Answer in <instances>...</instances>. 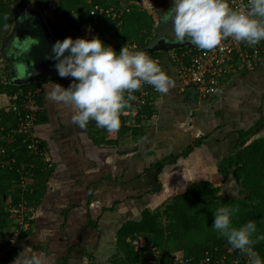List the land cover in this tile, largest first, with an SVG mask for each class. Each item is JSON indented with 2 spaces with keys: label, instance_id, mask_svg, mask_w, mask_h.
<instances>
[{
  "label": "crops",
  "instance_id": "0c3cea01",
  "mask_svg": "<svg viewBox=\"0 0 264 264\" xmlns=\"http://www.w3.org/2000/svg\"><path fill=\"white\" fill-rule=\"evenodd\" d=\"M161 53L163 71L169 70L167 53ZM50 83L63 86L61 79L41 83L48 120L35 130L47 145L52 174L31 222L1 264H12L21 252L42 258L43 264H118L123 251L117 248L116 231L123 223L139 220L145 210L161 213L190 183L218 185L217 164L228 154L229 141L233 144L249 128L250 138L264 133V53L252 70L241 71L225 87L219 100L179 92L174 81L167 93L155 96L151 115L145 114L135 133L113 132L111 142L95 121L84 129L73 124L74 108L47 98L44 85ZM2 122L9 128L12 120ZM198 137L199 145L178 155ZM170 155L174 161L155 173V163Z\"/></svg>",
  "mask_w": 264,
  "mask_h": 264
},
{
  "label": "trees",
  "instance_id": "16d2710c",
  "mask_svg": "<svg viewBox=\"0 0 264 264\" xmlns=\"http://www.w3.org/2000/svg\"><path fill=\"white\" fill-rule=\"evenodd\" d=\"M33 2L43 10H47L54 5L56 10H60V14L65 16L62 21L69 22L75 28L79 29L84 24L91 26L97 32V35L94 36H98L117 52L122 44L132 40L147 44L153 34V25L157 18L155 10L153 11L152 8L150 10L147 5L143 4V0H93V3H97L103 8L113 6L116 10L122 9L123 11L119 17L106 16L105 14L98 15L95 23L89 15V9L92 5L83 0H33ZM11 21L10 0H0V34L7 32ZM57 35L61 38L68 37L65 31L59 32ZM145 38H148L147 41ZM148 52L161 56L163 51L148 50ZM166 52L167 50H164V53ZM263 53L258 62L261 60ZM246 71L248 70H242V72ZM60 78L59 75H56L22 85H16L8 81L5 82V85H0V93L5 92L13 95V103L19 107L26 100L25 93L27 91L33 94L35 106V110H33L34 133L40 144L46 145L45 141L36 134L35 128L38 124L46 123L48 120L40 85L45 81L60 80ZM143 113L150 116L152 113L151 106L143 108ZM121 116L120 114V118ZM7 120L9 119L6 118L5 121ZM10 120H13L11 128H15L16 115L15 118L12 115ZM89 123L93 124L94 121L90 120ZM123 128L121 123L118 131ZM7 129L3 128V130ZM131 130L132 133H135L137 129L132 128ZM113 132H108V136L105 137V139L108 138L109 142L116 139L110 137ZM3 133L5 134V132ZM251 134V128L240 131L229 154L217 164V172L221 175L222 180L229 171H233V175L239 184L236 195H217L220 186L213 185L207 180L190 183L184 193L175 195L161 213H151L145 210L139 220L127 221L118 228L116 231V244L123 251V255L117 263L143 264L140 252L134 250L130 245V238L141 236L147 237L144 244H151L157 248L166 246L165 243L168 240H185L189 242L190 246L184 250L181 256L184 259H190V263L200 264L205 251L212 255L226 254L230 257L232 252L238 250L233 249L226 242V239L211 227L214 220L213 212L220 206L238 209L232 217L233 226L239 227L248 221H253L257 228L253 238L264 235V137L252 139L247 144H241ZM11 135V138L0 141V148L4 149V152L0 154V234L8 233L4 231L7 230V225L11 223L13 219L11 214L14 213L19 203L25 206L28 220L31 222L32 211L39 203L46 187L47 178L53 170L52 164L49 167L47 166V160L30 153L23 145L20 134L14 133ZM99 141L104 140L99 139ZM201 141L202 137L193 139L192 143L187 145L178 155H186L194 145H199ZM46 149L47 147L44 149L47 154ZM173 157L174 155H170L157 161L154 166L155 173L164 164L173 162ZM20 168L29 173L24 187L19 185ZM162 215L167 220L166 223H163L160 219ZM12 225L14 226L13 220ZM253 247L261 252L264 247V240L259 241ZM8 255H10V252L4 258V263L8 260ZM172 260V256H165L162 253L157 258V264L171 263Z\"/></svg>",
  "mask_w": 264,
  "mask_h": 264
},
{
  "label": "clouds",
  "instance_id": "9594fccd",
  "mask_svg": "<svg viewBox=\"0 0 264 264\" xmlns=\"http://www.w3.org/2000/svg\"><path fill=\"white\" fill-rule=\"evenodd\" d=\"M143 4L153 7L150 0H143ZM161 22L171 25L175 42H187L201 50L214 49L229 37L255 46L264 40V0H248L247 11L230 7L228 0H172ZM48 58L56 61L58 75L71 77L72 82L66 88L59 83L44 85L47 98L73 107L71 121L81 129L93 120L108 132L118 131L121 112L130 107L129 101L136 99L133 93L142 85H151L162 94L174 86V81L145 51L130 50L125 44L117 52L98 36L57 40ZM236 211L229 206L216 208L211 227L233 249L245 254L248 264H264L253 247L264 240V235L253 238L257 231L253 221L233 226ZM21 253L12 264H43L42 258L24 257Z\"/></svg>",
  "mask_w": 264,
  "mask_h": 264
},
{
  "label": "built area",
  "instance_id": "2783aa9c",
  "mask_svg": "<svg viewBox=\"0 0 264 264\" xmlns=\"http://www.w3.org/2000/svg\"><path fill=\"white\" fill-rule=\"evenodd\" d=\"M83 1L92 5L89 9V15L92 17L94 23L98 15L105 14L106 16L119 17L123 12L122 9L116 10L113 6L103 8L99 4L93 3V0ZM228 3L230 7L236 10L247 11L248 0H228ZM57 11L60 13V10ZM61 19H65V16L61 15ZM64 23H66L65 20ZM91 29L94 31L92 27ZM94 32L97 34L96 31ZM125 44L130 50L145 51V53L155 60L163 70L161 57L149 53L145 48L147 44L141 43L138 40H132L122 44L120 48ZM133 46H135V49H133ZM263 52L264 40L260 41L255 46H248L242 41L237 42L229 37L222 40L219 46L211 50H201L185 42L181 43L179 47L168 49L166 53L168 63L173 69L176 89L179 92L192 90L198 98L212 101L220 99L224 93L225 87H227L242 70L253 69ZM60 79L65 88L72 82L71 77H61ZM158 93L159 92L151 85L147 84L142 85L139 90L135 91L133 95L136 99L129 101L130 107L124 109L128 117L125 124L128 125L133 122L134 118L145 117L143 108L153 105L155 96ZM32 95L30 91H27L25 93L26 100L20 107L13 103V106L18 110L16 115V127L13 132L22 136L23 145H25L31 154L47 160V166L49 167L51 164L44 150L45 147L43 144L39 143L34 133L33 110H35V106ZM13 98L14 96H9V99ZM3 152L4 149L0 148V154ZM20 171L19 185L24 187L29 173L24 171L23 168H20ZM27 215L25 206L22 203L17 204L14 213H12L14 227L9 230L7 234H0V264L11 249L15 247L21 232L27 229L29 225L28 218H26ZM130 245L134 250L140 252L141 262H143V264H157V258L160 256L157 247L151 244H144V242L137 237L130 238ZM256 251L262 261H264V247L261 252L258 250ZM168 264L195 263H190V259L188 258L184 259L182 256H175L172 262ZM200 264H248V257L241 253L240 250L234 253L232 252L230 257L226 254L212 255L208 251H205L200 260Z\"/></svg>",
  "mask_w": 264,
  "mask_h": 264
},
{
  "label": "rangeland",
  "instance_id": "374dc122",
  "mask_svg": "<svg viewBox=\"0 0 264 264\" xmlns=\"http://www.w3.org/2000/svg\"><path fill=\"white\" fill-rule=\"evenodd\" d=\"M171 1L172 0H150V2H152L151 5L153 7H148L147 6L150 10H152V9H153V11L155 10L154 12L157 15V20H156L157 24H156V22L154 23L153 30H152L156 34L158 33L159 29H161L162 27L168 25V24L162 23L161 22V18L165 14V11H167L172 6V2ZM10 7H11L12 14L17 12V11L19 13H22L24 11L25 7L29 8V10L34 15L39 17V19L41 20L42 25L44 26V28L47 31V33L56 41L64 39V38H61V37H59L57 35V33L62 32V31H65L68 34L67 36H71L73 39H75L77 37H86V36L90 37V36L97 35L91 29V26H89L87 24L82 25L78 29V28H75V27L71 26V24L69 22L64 23V21H62V19H61L60 13H58V11L54 7V5H52L47 10H43L40 7H37L34 4L33 0H10ZM166 7H168V8H166ZM4 34H5V32H2L0 34V41L2 40ZM36 35L37 34L35 33L34 36H36ZM147 39H146V41H147ZM162 65H163V59H162ZM7 66H8L7 62L3 59V56L0 53V85H2V86L5 85L6 81H8V78H7ZM165 72H166V74L169 75V77L172 80L174 79V74H173L172 68H170L169 70H165ZM9 96L13 97V95H9L8 93H5V92L0 93V141L8 139V138H11V134H14L13 131H14L15 128H11L13 120H12L11 126H9V128L7 130H3V127H2L3 126L2 125V121H4L6 118H8L10 120V118H12V115H13V118H15V115H17V111H18L17 108H15L13 106V102L14 101L12 99H9ZM121 115L122 116L120 118V121L123 124L124 128L122 130L120 129V131H119L120 134H124V133L125 134H129L130 129H132L134 127L141 126L142 125V119L145 118V117L134 118L133 122H131L128 125H126L125 121L127 120L128 117L125 114L124 110L121 112ZM95 126H96V124H95ZM3 132H5V134ZM124 135L122 137H124ZM261 135H264V133L261 134ZM261 135H260V137H263ZM250 137L247 140H245L244 142H242L241 144H247L252 139H258L259 138V137L256 138V136H254V135H253L252 138H250ZM124 138H126V137H124ZM124 138H123V141H125V142L129 140L128 137H127L128 139L127 138L124 139ZM231 144H232V142L229 141V152L231 150L230 147L234 143L232 145ZM229 152H228V154H229ZM228 154H226V155H228ZM222 181H220L218 183V186H220L222 184ZM11 216H12V214H11ZM26 218H28V215H27ZM160 219L162 220L163 223L167 222V220L165 219L164 216H161ZM12 226L13 225L10 224L11 228L9 230H11L14 227V226L13 227ZM9 230L7 229L4 232L6 233ZM138 238L141 241H145V239H147V237H143V238L138 237ZM165 244H167V245L166 246L164 245V246H161L160 248H158L159 249V253H160V255L162 253H164L165 256L166 255H168V256L170 255V257L171 256L175 257V256L183 255L184 250L190 246V243L185 241V240H181V241L180 240H168ZM117 248L120 249L118 246H117Z\"/></svg>",
  "mask_w": 264,
  "mask_h": 264
},
{
  "label": "water",
  "instance_id": "95a60500",
  "mask_svg": "<svg viewBox=\"0 0 264 264\" xmlns=\"http://www.w3.org/2000/svg\"><path fill=\"white\" fill-rule=\"evenodd\" d=\"M35 34V33H34ZM154 32L147 43L146 49L149 51H164L179 47L181 43L169 41L162 37L158 39ZM56 42L48 33L40 31L36 36H30L29 42L15 52L16 73L11 72L9 80L11 83L22 85L29 82L43 80L58 75L54 65L55 60L50 59L52 55V45ZM237 183L233 171L224 178L217 195L233 196L238 192Z\"/></svg>",
  "mask_w": 264,
  "mask_h": 264
},
{
  "label": "flooded vegetation",
  "instance_id": "af4514ba",
  "mask_svg": "<svg viewBox=\"0 0 264 264\" xmlns=\"http://www.w3.org/2000/svg\"><path fill=\"white\" fill-rule=\"evenodd\" d=\"M41 30H43V32H46L39 17L34 15L29 10V8L25 7L22 13H19L17 11L12 14L11 24L7 29V32H5L2 40L0 41V53L2 54L3 59L7 62L8 65V82H11V80H9L10 73L17 72L15 68V52L21 49L24 45L26 46V44L29 42V37L34 36V33L40 34ZM157 34L159 35L158 39L164 37L169 41H175L171 32L170 24L159 29Z\"/></svg>",
  "mask_w": 264,
  "mask_h": 264
}]
</instances>
